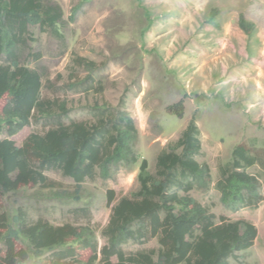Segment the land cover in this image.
I'll return each instance as SVG.
<instances>
[{"label":"rangeland","instance_id":"rangeland-1","mask_svg":"<svg viewBox=\"0 0 264 264\" xmlns=\"http://www.w3.org/2000/svg\"><path fill=\"white\" fill-rule=\"evenodd\" d=\"M51 1L63 12L58 30L30 25L17 53L23 65L41 74V99L64 102L67 113L57 104L51 114L34 110L28 125L12 136L0 131V140L8 137L21 145L31 133L42 134L61 124L112 119L122 100L137 126L133 147L138 161L113 167L107 179L98 173L85 179L78 199L72 196L76 189L72 178L58 168L47 169L52 187L0 188V214L11 222L21 215L28 224L41 218L54 225L90 226L99 264L113 204L121 197L137 196L140 174H156L157 155L175 147L194 117L202 143L195 158L209 164L212 180L206 189L194 185L189 194L214 212L217 221L225 216L257 227L253 246L238 253V260L231 258L230 264H264V0ZM78 2L81 7L71 19ZM241 14L254 24L250 34L239 26ZM81 57L95 66L80 63ZM0 61L7 62L5 54L0 53ZM181 98L185 112L179 117L167 106ZM241 143L256 157L247 171L259 178L262 199L232 211L221 202L216 182L220 167L229 166L233 149ZM144 159L147 168L142 170ZM109 190L115 196L111 204ZM131 227L134 237L122 245L123 250L152 251L157 259L160 244L149 222L137 221ZM17 243L24 246L25 240ZM69 244L78 247L73 240ZM5 248L0 239V251ZM78 251L79 259L90 255Z\"/></svg>","mask_w":264,"mask_h":264},{"label":"trees","instance_id":"trees-1","mask_svg":"<svg viewBox=\"0 0 264 264\" xmlns=\"http://www.w3.org/2000/svg\"><path fill=\"white\" fill-rule=\"evenodd\" d=\"M80 7L79 2L72 7L71 19ZM62 15L60 5L51 0H0V53L7 58V62L0 61V131L9 136L29 124L34 110L51 114L57 104L55 100L41 99V74L19 61L17 47L30 25L57 31ZM238 23L248 34L254 29L243 14ZM79 60L90 68L95 66L92 60ZM57 105L63 114L67 113L64 102ZM167 109L182 117L184 99L169 104ZM199 134V125L192 117L175 147L157 155L156 174H140L136 197L115 201L114 191H108V203H115L103 230L107 243L100 250L99 264H230L231 258L238 260V253L253 246L258 236L253 223L225 216L217 221L214 212L189 194L194 185L206 189L212 180L209 164L195 158L202 150ZM136 135L135 121L121 100L112 119L106 116L92 123L61 124L42 134L31 133L21 145L6 137L0 140V188L15 190L28 184L52 187L45 170L58 168L75 181L72 196L78 199L85 179L97 173L107 179L113 167L138 161L133 147ZM254 163L251 148L241 143L233 149L229 166L220 167L216 185L228 209L237 211L262 199L259 178L247 171ZM146 168L144 159L141 169ZM12 219L13 222L5 213L0 214V239L6 246L0 251V264H95L98 258V243L88 225H54L41 218L28 224L21 215ZM141 220L149 222L151 234L158 239L157 259L152 251L128 254L122 248L134 237L132 224ZM21 239L25 240L24 246L17 243ZM71 240L78 247L70 245ZM78 250L89 251V257L77 258ZM47 251L49 255H45Z\"/></svg>","mask_w":264,"mask_h":264}]
</instances>
